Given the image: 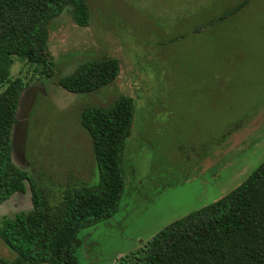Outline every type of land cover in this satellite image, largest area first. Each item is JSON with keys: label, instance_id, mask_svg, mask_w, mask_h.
I'll return each instance as SVG.
<instances>
[{"label": "rangeland", "instance_id": "obj_1", "mask_svg": "<svg viewBox=\"0 0 264 264\" xmlns=\"http://www.w3.org/2000/svg\"><path fill=\"white\" fill-rule=\"evenodd\" d=\"M88 0L90 23L67 8L51 24L52 65L14 58L25 78L14 160L56 204L66 187L100 182L81 116L122 94L135 100L117 213L84 228L80 264H125L158 232L217 201L264 162V0ZM120 60L118 78L72 93L60 80L87 61ZM33 207L30 183L0 204V220ZM16 253L0 238V264Z\"/></svg>", "mask_w": 264, "mask_h": 264}, {"label": "trees", "instance_id": "obj_2", "mask_svg": "<svg viewBox=\"0 0 264 264\" xmlns=\"http://www.w3.org/2000/svg\"><path fill=\"white\" fill-rule=\"evenodd\" d=\"M248 0L226 11L224 19ZM67 8L81 26L90 23L88 0H0V204L30 183L33 207L0 220V238L16 253L11 264H80L82 229L109 220L126 189L124 152L136 116L135 100L122 94L108 107L83 110L100 182L68 185L52 204L45 188L14 160V132L27 82L12 77L15 57L33 65L51 62V24ZM120 60L103 56L82 64L60 80L72 93H89L114 82ZM125 264H264V162L217 201L175 220Z\"/></svg>", "mask_w": 264, "mask_h": 264}]
</instances>
